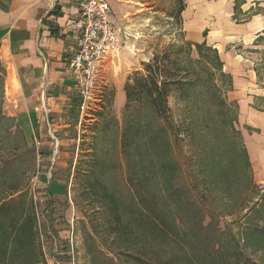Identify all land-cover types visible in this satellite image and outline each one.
I'll list each match as a JSON object with an SVG mask.
<instances>
[{
    "label": "rangeland",
    "instance_id": "rangeland-1",
    "mask_svg": "<svg viewBox=\"0 0 264 264\" xmlns=\"http://www.w3.org/2000/svg\"><path fill=\"white\" fill-rule=\"evenodd\" d=\"M108 1L114 21L122 32V45L117 61L113 63L116 67L112 79H106L104 73L99 80L101 101L94 111L82 118L77 113L76 122L70 119L69 126L57 130L53 136L39 137L36 133L38 145L33 135L16 127L14 117L9 115L15 87L13 79H7L8 59L0 45V202L22 190L35 204L37 221L42 227L40 241L46 264H93L92 256L99 260L100 253L113 258L116 264H123L121 260L124 259L126 264H135L125 256L127 245L135 239L132 235L122 234L121 226L116 232L117 225L111 212L115 206L101 202L103 195H107V201L109 195H113L124 225V216L135 206L133 190L126 184V159L121 154L125 97L116 100L114 83L122 82L124 87L134 71H141L143 63L164 51L179 50L181 64L187 68L194 65L198 57L196 50L188 49L182 43L189 41L188 35L192 34L186 26L184 11L177 14L182 3L185 10L199 8L197 19L205 17L197 28L200 36L206 31L204 40L218 49L223 70L231 77L230 84L222 86V93L232 108L237 106V115L232 133L229 128L222 130L220 127L209 133L201 127L196 129L193 141L184 139L177 150L173 147L174 152L181 151L184 155L176 153L182 165L173 182L174 199L178 197L185 204H172V207L180 211L179 228L191 242V239L201 238L203 244L212 241L219 245L228 240V235L240 237V231L246 225L242 218L252 212L256 201L264 195V0ZM189 27L196 28L195 25ZM120 75L123 79H117ZM120 100H123L121 105ZM168 105L175 124L180 126L179 132L185 137L181 116L189 108L174 93L169 96ZM217 134L220 142L213 141L219 146L224 143L221 139L231 134L228 152L221 157L223 160L230 154L232 139L236 138L250 164L252 186L247 189V180L241 176L232 184L231 193L241 192L243 196L237 198L238 207L227 201L229 193L224 195L222 188L211 191L204 187L208 183L202 177L205 170L198 159L200 151L208 150L215 143L210 137ZM129 149L131 161H136L132 146ZM201 159L208 163V158ZM129 165H133L132 162ZM41 174H46L47 180ZM50 184H53L52 190ZM197 194L205 197V201L201 202ZM48 201L52 202L49 206ZM201 213H206L202 224H207L211 215L217 216L218 236L211 233L213 239L208 237V229L203 233L205 230L199 226ZM50 228L57 231V236L47 240L45 235L52 233ZM131 249L129 251L135 253L136 250ZM113 251L119 256H113ZM246 253L264 264L263 251L254 253L246 249Z\"/></svg>",
    "mask_w": 264,
    "mask_h": 264
},
{
    "label": "trees",
    "instance_id": "trees-1",
    "mask_svg": "<svg viewBox=\"0 0 264 264\" xmlns=\"http://www.w3.org/2000/svg\"><path fill=\"white\" fill-rule=\"evenodd\" d=\"M183 9L181 3L178 16ZM205 35L206 31L203 32ZM182 43L188 49L196 50L198 57L192 67L181 64L179 50L157 53L148 63L142 64L141 71H134L123 87L125 119L121 154L126 159V184L133 190L132 202L135 204L128 211L129 215L122 214L126 218L125 225L120 221L118 202L113 195H109L108 201L107 195H103L101 202L115 206L111 212L117 225L116 232L122 227V234L132 235L135 239L127 245L129 248L125 252V256L135 264H260L246 253V249L254 253L264 252V195L256 201L252 212L242 218L246 225L241 229L240 237L228 235L224 244L216 245L212 241L203 244L201 238L191 239V242L179 228L180 211L175 210L172 204L185 203L178 197L174 199L176 190L173 182L182 165L176 153L184 155L181 151L174 152L173 147L177 150L179 142L184 139L193 141L196 129L201 127L209 133L217 127L222 130L229 128L232 133L237 115V106L232 108L222 93V86L224 83L229 85L231 77L223 70L224 63L217 49L207 45L205 40ZM173 93L189 108L181 116L185 137L179 132L180 126L175 124L168 105V98ZM235 134L238 133L235 131ZM218 136L210 137V141L215 142L211 143L214 147L200 151L198 161L205 170L202 177L208 183L204 187L211 191L222 188L224 195L229 193L227 201L238 207L237 198L243 196L241 192L231 193L232 184L241 176L247 180V189L252 186L250 164L236 138L232 139L230 154L223 160L221 157L228 152L227 142L231 134L221 139L224 143L220 146ZM130 146L137 156L136 161H131ZM205 157L208 158L207 164L201 159ZM131 162L134 166L129 165ZM17 192L0 202V264H46L40 241L42 227L37 221L35 204L26 197L25 191ZM196 197L201 202L206 199L198 194ZM51 203L48 201V206ZM205 214H200L199 226L205 230L203 233L208 229V237L213 239L210 234L218 236L215 227L218 219L211 215L208 223L202 224ZM49 230L52 233H46L47 240L57 236L56 230ZM130 246L136 250L135 253L129 251ZM113 256H119V253L113 251ZM91 261L93 264H116L113 258L103 253H100L99 260L92 256ZM121 262L126 264L125 259Z\"/></svg>",
    "mask_w": 264,
    "mask_h": 264
},
{
    "label": "crops",
    "instance_id": "crops-1",
    "mask_svg": "<svg viewBox=\"0 0 264 264\" xmlns=\"http://www.w3.org/2000/svg\"><path fill=\"white\" fill-rule=\"evenodd\" d=\"M189 8L182 10L192 33L188 40L201 42L204 31L200 36L197 26L205 17L189 19L185 16ZM77 16L76 0H0V45L8 59L7 79H13L15 87L9 115L14 117L16 127L33 135L36 145V133L39 137L53 136L57 130L67 128L70 119L76 122L77 90L65 69L75 47L71 25ZM115 67L113 62L107 63L102 75L112 79ZM114 86L116 100H124L123 83ZM41 176L48 178L46 174Z\"/></svg>",
    "mask_w": 264,
    "mask_h": 264
},
{
    "label": "built area",
    "instance_id": "built-area-1",
    "mask_svg": "<svg viewBox=\"0 0 264 264\" xmlns=\"http://www.w3.org/2000/svg\"><path fill=\"white\" fill-rule=\"evenodd\" d=\"M78 16L72 22L75 47L66 75L77 90L79 116H88L101 100L99 80L108 62L117 61L122 32L108 0H76Z\"/></svg>",
    "mask_w": 264,
    "mask_h": 264
},
{
    "label": "bare ground",
    "instance_id": "bare-ground-1",
    "mask_svg": "<svg viewBox=\"0 0 264 264\" xmlns=\"http://www.w3.org/2000/svg\"><path fill=\"white\" fill-rule=\"evenodd\" d=\"M196 10V11H195ZM199 8H190L185 12V16H187L189 19L195 20L198 18ZM209 15V14H208Z\"/></svg>",
    "mask_w": 264,
    "mask_h": 264
}]
</instances>
